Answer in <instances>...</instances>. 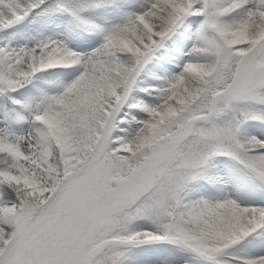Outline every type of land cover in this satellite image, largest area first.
Masks as SVG:
<instances>
[{"label":"snow or ice","instance_id":"snow-or-ice-1","mask_svg":"<svg viewBox=\"0 0 264 264\" xmlns=\"http://www.w3.org/2000/svg\"><path fill=\"white\" fill-rule=\"evenodd\" d=\"M0 264H264V0H0Z\"/></svg>","mask_w":264,"mask_h":264}]
</instances>
